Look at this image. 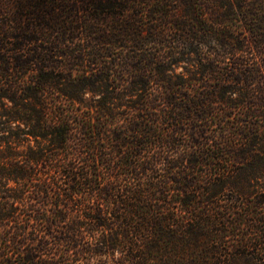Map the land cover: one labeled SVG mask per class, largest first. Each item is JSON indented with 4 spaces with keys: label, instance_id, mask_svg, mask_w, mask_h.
I'll return each mask as SVG.
<instances>
[{
    "label": "trees",
    "instance_id": "trees-1",
    "mask_svg": "<svg viewBox=\"0 0 264 264\" xmlns=\"http://www.w3.org/2000/svg\"><path fill=\"white\" fill-rule=\"evenodd\" d=\"M240 1L0 0V264H264V16L204 38Z\"/></svg>",
    "mask_w": 264,
    "mask_h": 264
},
{
    "label": "rangeland",
    "instance_id": "rangeland-1",
    "mask_svg": "<svg viewBox=\"0 0 264 264\" xmlns=\"http://www.w3.org/2000/svg\"><path fill=\"white\" fill-rule=\"evenodd\" d=\"M259 1L262 0H245L244 1H240L238 3L234 2L233 3V7H235L236 11L234 12L235 15V19L231 20V21H225L222 22V24H213L210 23L209 21H206L207 23L204 26V30H205V35L204 38H221V36H215L214 34H210L213 32H224V31H232L234 34H236L237 37L242 38V34L244 36V38H260V36H252L251 35V26H252V20L249 19H245L243 17V13L245 12V9H242L240 11L239 6H241V8H243L244 6L246 7L248 4H253V6H255L258 9V13L264 16V3H258ZM260 30H264V25L259 27ZM239 33H241V35H239ZM182 67H178L176 68V71H181Z\"/></svg>",
    "mask_w": 264,
    "mask_h": 264
}]
</instances>
